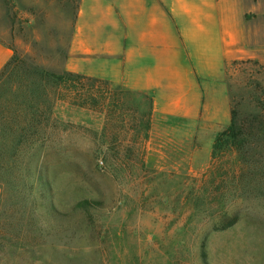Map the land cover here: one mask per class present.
I'll return each instance as SVG.
<instances>
[{
	"label": "rangeland",
	"instance_id": "1",
	"mask_svg": "<svg viewBox=\"0 0 264 264\" xmlns=\"http://www.w3.org/2000/svg\"><path fill=\"white\" fill-rule=\"evenodd\" d=\"M58 1H0L14 50L0 78V264H264V0H228L243 32L224 78L230 114L198 120L156 115L149 99L82 75L80 93L103 109L74 105L79 94L48 77L70 73ZM207 45H180V63L209 60L219 77L225 42ZM29 107L50 119L22 142ZM232 125L245 144L215 152ZM82 201L100 204L76 211Z\"/></svg>",
	"mask_w": 264,
	"mask_h": 264
},
{
	"label": "crops",
	"instance_id": "2",
	"mask_svg": "<svg viewBox=\"0 0 264 264\" xmlns=\"http://www.w3.org/2000/svg\"><path fill=\"white\" fill-rule=\"evenodd\" d=\"M56 3L64 8L59 17L63 24L54 28L72 29L64 54L66 71L103 80L116 91L149 97L156 115L198 120L210 110L215 116L230 114L224 78L243 32L233 26V5L228 0ZM218 37L226 46L219 77L212 74L215 66L209 60L187 69L180 63V45L194 44L203 51L206 46L201 44L206 43L210 51ZM13 57L14 50L0 39V74ZM201 71L208 74L200 75ZM203 77L221 81L204 82ZM221 102L227 106L224 112Z\"/></svg>",
	"mask_w": 264,
	"mask_h": 264
},
{
	"label": "trees",
	"instance_id": "3",
	"mask_svg": "<svg viewBox=\"0 0 264 264\" xmlns=\"http://www.w3.org/2000/svg\"><path fill=\"white\" fill-rule=\"evenodd\" d=\"M14 58V57H13ZM12 61L6 66V68L2 71L0 74V78L3 77L5 72L12 66ZM49 78H52L55 81V84L59 86H64L68 89H72L76 93V95L79 94V96H75L72 98V102L76 106L80 107H90L94 110H102L103 104L99 100V98H94V96L88 98H84L83 95L80 93L81 90L84 89V78L81 75H76L74 73H68L65 76H57V75H48ZM122 93H128L132 94L131 92L127 91H120ZM96 93L102 94L103 92L97 91ZM106 93H108V90H106ZM104 94V93H103ZM111 94V92L109 93ZM114 99H113V105L115 108H120L121 101L118 97L117 93H112ZM137 96H143L146 99H149L152 103L151 99L149 97H146L144 95H137ZM103 99L104 96H103ZM50 108L47 109H35L33 107H29L26 109V111L22 114V127H21V141H25L27 138H31L37 135L42 134V130L46 129L48 126L49 121V112ZM261 131H264V123L262 125ZM244 136V132L242 130L237 131L235 126H231L228 130L221 133V135L217 138L214 151H226L228 149L234 150L235 148L238 149L242 146V144H245V141H241ZM240 143V144H239ZM243 147V146H242ZM100 203L98 202H91V201H82L78 203L75 207L76 211H82V212H89L92 209L98 207ZM237 219L234 218L231 220L230 224L226 226L224 229H229L236 225ZM205 257V256H204Z\"/></svg>",
	"mask_w": 264,
	"mask_h": 264
}]
</instances>
